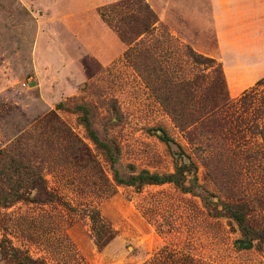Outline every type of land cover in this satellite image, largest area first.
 Masks as SVG:
<instances>
[{"label":"rangeland","instance_id":"374dc122","mask_svg":"<svg viewBox=\"0 0 264 264\" xmlns=\"http://www.w3.org/2000/svg\"><path fill=\"white\" fill-rule=\"evenodd\" d=\"M120 3L157 20L129 47L98 17ZM245 50V0H0V264H264ZM177 167L182 189L113 179Z\"/></svg>","mask_w":264,"mask_h":264},{"label":"trees","instance_id":"16d2710c","mask_svg":"<svg viewBox=\"0 0 264 264\" xmlns=\"http://www.w3.org/2000/svg\"><path fill=\"white\" fill-rule=\"evenodd\" d=\"M124 4L120 3L112 7H105L98 10V17L100 20L105 23L116 35L117 39L122 43L126 44L127 47L132 45L133 42L137 38H139L142 35L148 34L150 31L154 30V25L157 23L155 15L151 12V10L146 6L143 5L142 10L139 12V14L133 13L129 16L125 17V19L118 18L113 20L112 15L118 16L119 12H122L124 10ZM117 13V14H116ZM126 20V21H125ZM187 58L190 60L192 64L195 65H213L214 62L211 59L208 58H202L200 56H197L193 54L190 50L187 49ZM219 76V84L222 85V75L220 71L218 72ZM261 83L256 82V86H259ZM223 90L221 89V92ZM247 97V94H242V96L238 99L237 103H242V101ZM84 128L90 135V138L92 139L93 143L98 147L106 157L107 161L110 164H113L112 158L108 154V147L107 145L100 144L95 140L91 133L89 132L87 125L84 124ZM162 140L166 143H173L171 140H168L165 138V136H162ZM261 141L264 143V137L261 136ZM182 174H183V167H177L174 169L173 174L165 176V177H155V176H148L146 174L139 175L138 177L134 179H128V180H119L117 178V175L113 174V179L119 184L123 185H141V184H162V183H170L175 187H181V180H182Z\"/></svg>","mask_w":264,"mask_h":264},{"label":"crops","instance_id":"0c3cea01","mask_svg":"<svg viewBox=\"0 0 264 264\" xmlns=\"http://www.w3.org/2000/svg\"><path fill=\"white\" fill-rule=\"evenodd\" d=\"M246 1V64L239 67L232 62L230 68L234 70L231 76L235 82L241 81L244 88H250L255 81L264 77V58L261 57L264 34V0ZM238 55L236 45L229 46ZM228 48V47H226ZM239 56V55H238Z\"/></svg>","mask_w":264,"mask_h":264}]
</instances>
